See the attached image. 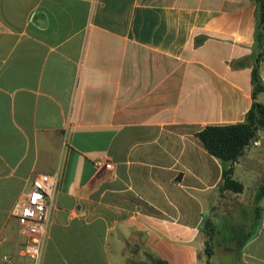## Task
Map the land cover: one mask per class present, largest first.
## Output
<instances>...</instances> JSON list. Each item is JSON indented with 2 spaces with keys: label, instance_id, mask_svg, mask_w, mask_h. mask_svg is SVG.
Instances as JSON below:
<instances>
[{
  "label": "crops",
  "instance_id": "crops-1",
  "mask_svg": "<svg viewBox=\"0 0 264 264\" xmlns=\"http://www.w3.org/2000/svg\"><path fill=\"white\" fill-rule=\"evenodd\" d=\"M255 0H0V264L17 205L55 175L41 264H264V129L233 166L198 133L264 83ZM264 104V91L257 97ZM111 161L113 170L95 162Z\"/></svg>",
  "mask_w": 264,
  "mask_h": 264
},
{
  "label": "trees",
  "instance_id": "trees-1",
  "mask_svg": "<svg viewBox=\"0 0 264 264\" xmlns=\"http://www.w3.org/2000/svg\"><path fill=\"white\" fill-rule=\"evenodd\" d=\"M258 8V32L256 42L260 49L259 57L264 56V0H255ZM253 98L254 103L242 123L233 125H209L198 133V138L203 143L206 150L216 157L223 164V179L220 186L221 191H232L241 193L244 186L234 179L233 165L243 157L248 146L254 141L258 132L264 129V104L257 101V97L264 91V83L256 67L253 72ZM264 196V180L257 188L255 201L258 204ZM206 242L205 255L206 264H210V259L214 254L213 241L217 234V227L211 219H206L204 223ZM153 264H167L165 261L151 256Z\"/></svg>",
  "mask_w": 264,
  "mask_h": 264
},
{
  "label": "built area",
  "instance_id": "built-area-1",
  "mask_svg": "<svg viewBox=\"0 0 264 264\" xmlns=\"http://www.w3.org/2000/svg\"><path fill=\"white\" fill-rule=\"evenodd\" d=\"M99 170H113L114 164L105 159L95 162ZM55 175L39 174L32 181L30 190L17 205V221L20 234L26 239L20 255L25 263L16 262L7 254L2 255V264H41L49 219L54 207Z\"/></svg>",
  "mask_w": 264,
  "mask_h": 264
}]
</instances>
